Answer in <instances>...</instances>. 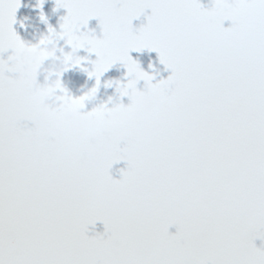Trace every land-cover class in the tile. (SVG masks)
I'll return each mask as SVG.
<instances>
[{
  "label": "snow or ice",
  "instance_id": "snow-or-ice-1",
  "mask_svg": "<svg viewBox=\"0 0 264 264\" xmlns=\"http://www.w3.org/2000/svg\"><path fill=\"white\" fill-rule=\"evenodd\" d=\"M56 4L67 10L60 27L72 47L95 54V70L82 71L96 84L76 98L60 80L53 88L24 79L13 27L21 0H0V264H264L254 244L264 240V0ZM92 18L102 36L74 37ZM144 49L171 69L167 79L152 83L129 54ZM117 62L128 80L116 90L129 104L92 108L82 131L65 109L46 107L55 89L65 108L85 109ZM147 91L151 106L140 99ZM113 111L114 134L104 137ZM98 220L105 233L87 235Z\"/></svg>",
  "mask_w": 264,
  "mask_h": 264
},
{
  "label": "flooded vegetation",
  "instance_id": "flooded-vegetation-1",
  "mask_svg": "<svg viewBox=\"0 0 264 264\" xmlns=\"http://www.w3.org/2000/svg\"><path fill=\"white\" fill-rule=\"evenodd\" d=\"M53 0H49L48 3L51 4ZM215 0H199V3H201L202 6L205 8H211L214 4ZM67 14V13H66ZM66 14L61 13L57 22L53 21V16L49 17L48 15L45 16L46 22L43 21L41 23V26L43 27V34H47V29L49 26L54 28L57 32H59L60 24L63 22L62 17ZM151 15V9H146L145 13L142 14L140 17L133 20V29H139L142 25L147 23V16ZM231 20H225L223 23V26L225 28L231 27ZM32 32V27L28 29V31ZM81 31H88L90 34H94L98 38L102 36V29L99 25V21L96 18H92L89 20L87 27H81ZM59 46L64 47V51L68 52L71 51L70 46L66 45L64 40H60L58 42V48ZM59 50L57 52V55H59ZM133 59L138 61L140 63L141 68L144 71H147L150 75L154 76V80L152 83H156L157 81L161 79H167L169 75H171V69H166L163 64L159 61L158 53L155 51H149L148 49H144L140 52L131 51L129 53ZM77 56L81 57H87V60L82 61V66L75 67L66 70L61 74V82L63 87L73 96L78 97L80 95H83L84 92L91 89V87L95 86V78H89L87 76V73L82 71V67H87L89 70L92 69L91 61L96 59V56L94 53H89L86 51V49H79L77 50L76 54ZM151 62L152 67L149 68V63ZM115 63L107 72H105L101 76V84L97 91V94L95 97L87 100L85 102V109L84 111H90L92 108L97 107L101 104H106L108 107H113L117 103H123L125 105L129 104L131 101L128 96L121 97L120 94L117 92V84L116 82L119 81L121 85L126 84L128 77L125 75L126 68L124 66H119ZM51 61H45L44 67H50ZM40 77L37 78V82H39L40 85H44L46 83H51L56 77L53 76L49 78V80H45L46 73L41 72ZM111 81V86H105L107 82ZM137 89L140 91L145 90V81L140 80L137 83ZM59 94V93H58ZM111 98V100L109 99ZM27 123L28 127L32 126V123L30 121L25 122ZM123 146V144L121 145ZM127 168V162L126 161H120L118 163L113 164L111 169L109 170L110 175L113 179H121L122 178V169ZM170 234H175L177 232V226L171 225L168 229ZM105 233V226L102 221H96L95 225H89L88 226V232L87 235L94 236L97 234H104ZM254 244L258 248H264V240L257 238L254 241Z\"/></svg>",
  "mask_w": 264,
  "mask_h": 264
},
{
  "label": "clouds",
  "instance_id": "clouds-1",
  "mask_svg": "<svg viewBox=\"0 0 264 264\" xmlns=\"http://www.w3.org/2000/svg\"><path fill=\"white\" fill-rule=\"evenodd\" d=\"M33 7L39 8V0L37 4L34 5ZM39 20L44 21L41 20V12L39 13ZM29 26L33 28V32L31 33L32 39L37 40V42L33 43L32 40H23L24 48L19 53L20 74L24 77V79L28 81H36L38 75L41 72L46 73L44 77L46 81L49 80V78L55 76L56 78L51 83H47L49 86H52L54 88L56 81L57 80L61 81L60 78L61 74L65 72L66 69L68 70L71 68L80 67V65H77V61L81 60L83 57L77 56L75 54L77 50L84 48L82 46L78 49H74L72 47V44L69 43L66 35H64V30L61 29V27H60L61 30L59 32H57L56 30L53 32H49V27H48L47 34L41 35L37 39V33L39 32V28L37 27V25L31 23L30 17H25L24 21L21 22V27L27 30ZM87 32L88 31H81V28L78 27L73 33V36L76 37L79 35H83L84 33ZM60 40H64L65 44L70 46L71 51L65 52L63 46H59L58 48V42ZM58 50L60 53L59 55H57ZM45 61H51L50 67L47 68L44 67ZM150 66L152 67L151 62L149 63V68H151ZM92 69L93 71L95 70L94 64H92ZM103 74L104 73H102V75ZM125 75L127 76V71ZM93 87H91V89ZM90 90L84 92L83 95H80L76 98L82 96L85 97L89 96ZM96 94L97 92L94 95H92V98L95 97ZM140 99L143 100L146 106H151V104L153 103L154 100L157 99V97L153 92L147 91L142 93ZM46 107H50V108L59 107L65 109L64 118L66 122L77 131H82L93 123L92 117L90 116L89 112L84 111L83 107L65 108V104L62 96L58 94L55 91V89L49 95L47 99ZM116 114L117 113L115 111L106 114L104 118L105 127L103 129L102 136L108 137L114 134V130L107 126V122L111 120Z\"/></svg>",
  "mask_w": 264,
  "mask_h": 264
},
{
  "label": "rangeland",
  "instance_id": "rangeland-1",
  "mask_svg": "<svg viewBox=\"0 0 264 264\" xmlns=\"http://www.w3.org/2000/svg\"><path fill=\"white\" fill-rule=\"evenodd\" d=\"M47 0H44L42 7L34 8L33 6L37 4L38 0H21V7L17 10L16 13V23L13 25L15 31L18 35H20L22 40H32L33 43L37 42V40L32 39L31 33L27 32L25 28L21 27V22L24 21L25 17L31 18V23L37 25L39 28V32L37 33V39L40 37V35L43 34V27L41 26V23L43 21L39 20V13L43 12L44 16L49 15L53 13L54 21H57L59 18V15L61 13L66 14L67 10L64 8H57L56 7V0L54 4H48L46 2ZM30 28V26L28 27ZM27 32L28 38H23ZM33 32V29H32ZM11 49H9L7 52L3 54V58L7 59V56L11 54ZM14 75V74H10Z\"/></svg>",
  "mask_w": 264,
  "mask_h": 264
}]
</instances>
